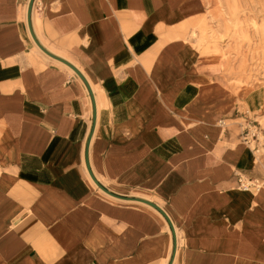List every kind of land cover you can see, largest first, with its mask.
Here are the masks:
<instances>
[{"label":"crops","instance_id":"1","mask_svg":"<svg viewBox=\"0 0 264 264\" xmlns=\"http://www.w3.org/2000/svg\"><path fill=\"white\" fill-rule=\"evenodd\" d=\"M29 2L0 0V264H264V187L238 188L264 156L235 110L264 115V69L233 86L245 70L198 45L236 33L229 0L35 1L39 41L93 87L90 164L112 194L86 165L89 91L37 46Z\"/></svg>","mask_w":264,"mask_h":264},{"label":"rangeland","instance_id":"2","mask_svg":"<svg viewBox=\"0 0 264 264\" xmlns=\"http://www.w3.org/2000/svg\"><path fill=\"white\" fill-rule=\"evenodd\" d=\"M227 7L231 19L226 25L233 27L236 33L230 36L201 35L198 45H205L207 49L214 45L226 69L231 64L237 70H245L246 80L239 77L232 85L248 86L253 74L264 69L261 66L264 65V0H229ZM221 13L224 16L225 11L221 10Z\"/></svg>","mask_w":264,"mask_h":264},{"label":"built area","instance_id":"3","mask_svg":"<svg viewBox=\"0 0 264 264\" xmlns=\"http://www.w3.org/2000/svg\"><path fill=\"white\" fill-rule=\"evenodd\" d=\"M237 123L240 127L241 141L256 158L264 156V115L254 113L248 106L240 102L236 107ZM222 131H226L229 122L222 118L218 121ZM264 187V179L239 175L238 188L243 191H260Z\"/></svg>","mask_w":264,"mask_h":264},{"label":"water","instance_id":"4","mask_svg":"<svg viewBox=\"0 0 264 264\" xmlns=\"http://www.w3.org/2000/svg\"><path fill=\"white\" fill-rule=\"evenodd\" d=\"M35 1L36 0H30L29 2V6H28V24H29V28H30V31H31V34L34 38V41L36 42V44L44 51L46 52L48 55H50L51 57L55 58V59H58L60 61H62L63 63H65L66 65H68L69 67H71L75 72L76 74L82 79V81L85 83L88 91H89V94H90V97H91V100H92V107H93V125H92V130L90 132V135H89V139H88V142H87V147H86V153H85V159H86V165H87V168H88V171L91 175V177L93 178V180L95 181V183L100 187L102 188L103 190L111 193L108 189H106L98 180V178L96 177V175L94 174L92 168H91V164H90V156H89V151H90V143H91V139L93 137V134H94V130H95V126H96V121H97V102H96V97H95V94L93 92V89L87 79V77L85 76V74L81 71V69H79L74 63H72L71 61H69L68 59L64 58V57H61L55 53H53L52 51H50L49 49H47L40 41L39 39L37 38L35 32H34V29H33V23H32V14H33V9H34V4H35ZM112 194V193H111ZM138 200L140 201H143V202H146L150 205H152L153 207L157 208L165 217L166 219L168 220V222L170 223L173 231L175 232V227H174V224L171 220V218L169 217L168 213L164 210V208H162L159 204L151 201V200H148V199H145V198H137Z\"/></svg>","mask_w":264,"mask_h":264},{"label":"bare ground","instance_id":"5","mask_svg":"<svg viewBox=\"0 0 264 264\" xmlns=\"http://www.w3.org/2000/svg\"><path fill=\"white\" fill-rule=\"evenodd\" d=\"M32 17H33V14H32ZM38 46V45H37ZM39 47V46H38ZM40 48V47H39ZM41 49V48H40ZM41 51L45 54V55H47L48 57H51L50 55H48L46 52H44L42 49H41ZM54 53V52H53ZM56 54V53H55ZM60 56V55H59ZM62 57V56H61ZM51 58H53V57H51ZM53 59H55V58H53ZM56 60H58V59H56ZM58 61H60V60H58ZM70 61V60H69ZM60 62H62V61H60ZM72 62V61H71ZM63 63V62H62ZM73 63V62H72ZM65 64V63H64ZM66 65V64H65ZM68 66V65H67ZM77 66V65H76ZM69 67V66H68ZM78 67V66H77ZM71 68V67H70ZM79 68V67H78ZM72 69V68H71ZM80 69V68H79ZM73 70V69H72ZM74 71V70H73ZM82 71V70H81ZM75 72V71H74ZM83 72V71H82ZM76 73V72H75ZM86 76V75H85ZM87 77V76H86ZM88 79V78H87ZM89 81V80H88ZM89 83H90V81H89ZM90 85H91V83H90ZM91 87H92V85H91ZM92 89H93V87H92ZM93 92H94V90H93ZM95 94V93H94ZM96 97V96H95ZM97 102V101H96ZM92 178V177H91ZM92 180H93V178H92ZM94 181V180H93ZM94 183H95V181H94ZM96 184V183H95ZM97 185V184H96ZM135 200H138V199H135ZM138 201H140V200H138ZM152 201V200H151ZM140 202H143V201H140ZM143 203H146V202H143ZM146 204H148V203H146ZM150 205V204H149ZM176 231V230H175ZM177 235V234H176Z\"/></svg>","mask_w":264,"mask_h":264}]
</instances>
